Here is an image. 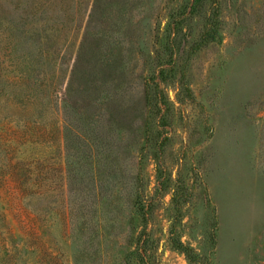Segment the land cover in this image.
Instances as JSON below:
<instances>
[{
    "label": "rangeland",
    "instance_id": "1",
    "mask_svg": "<svg viewBox=\"0 0 264 264\" xmlns=\"http://www.w3.org/2000/svg\"><path fill=\"white\" fill-rule=\"evenodd\" d=\"M0 264H264V0H0Z\"/></svg>",
    "mask_w": 264,
    "mask_h": 264
}]
</instances>
